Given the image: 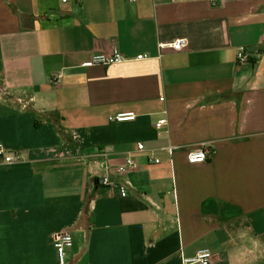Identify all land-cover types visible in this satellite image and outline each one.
<instances>
[{"label":"crops","instance_id":"1","mask_svg":"<svg viewBox=\"0 0 264 264\" xmlns=\"http://www.w3.org/2000/svg\"><path fill=\"white\" fill-rule=\"evenodd\" d=\"M0 145V264H264V0H0Z\"/></svg>","mask_w":264,"mask_h":264},{"label":"built area","instance_id":"2","mask_svg":"<svg viewBox=\"0 0 264 264\" xmlns=\"http://www.w3.org/2000/svg\"><path fill=\"white\" fill-rule=\"evenodd\" d=\"M68 0H63L66 3ZM82 1V0H79ZM135 2L136 0H131ZM188 47L187 39H177L169 44H159L160 49L169 48L173 51L180 52ZM147 55H139L136 60L141 61L148 59ZM237 60L241 64H245L248 62V55L245 47H240L237 52ZM128 60L121 54H96L93 56L91 63L93 65H116L127 62ZM61 75L56 76L54 79V85H58L60 83ZM137 119V115L134 113H120L116 116L110 117V122H129ZM167 124L166 119L160 120L156 124V129L158 136H162L164 134V127ZM138 150L143 151L144 145L138 144ZM173 152V148L169 149ZM208 150L204 147L192 151L189 153L188 160L191 164H201L205 163L208 160ZM0 159L3 160L6 165L19 164L24 161L23 156L19 152H8L2 145H0ZM156 164L160 163L159 159L154 160ZM137 167L135 161L132 158H128L124 165L118 167V171L121 174H124L132 169ZM100 183L106 187H114L120 190L122 196H126L127 192L123 186L116 185L112 183L108 176H103L100 180ZM73 245V238L69 232H60L56 235L54 241V247L57 253L58 264H67L66 261V252L67 249L71 248ZM214 256L212 252L208 249L200 250L194 257L184 258L183 264H213Z\"/></svg>","mask_w":264,"mask_h":264}]
</instances>
